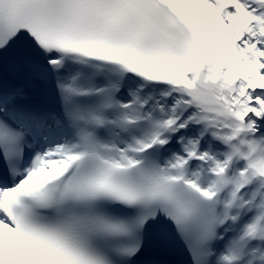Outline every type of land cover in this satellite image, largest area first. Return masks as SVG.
I'll list each match as a JSON object with an SVG mask.
<instances>
[{
	"label": "snow or ice",
	"instance_id": "snow-or-ice-1",
	"mask_svg": "<svg viewBox=\"0 0 264 264\" xmlns=\"http://www.w3.org/2000/svg\"><path fill=\"white\" fill-rule=\"evenodd\" d=\"M0 264H264V0H0Z\"/></svg>",
	"mask_w": 264,
	"mask_h": 264
}]
</instances>
